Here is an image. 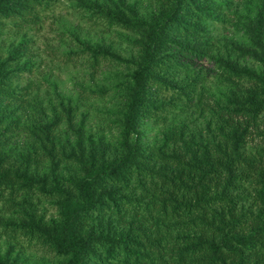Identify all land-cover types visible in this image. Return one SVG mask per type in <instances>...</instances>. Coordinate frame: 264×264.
Segmentation results:
<instances>
[{
	"label": "trees",
	"instance_id": "trees-1",
	"mask_svg": "<svg viewBox=\"0 0 264 264\" xmlns=\"http://www.w3.org/2000/svg\"><path fill=\"white\" fill-rule=\"evenodd\" d=\"M152 1L142 14L136 1L74 0L91 19L123 28L135 48L124 57L74 37L91 65L125 68L112 143L86 127L79 95L55 83L52 103L30 95L19 81L33 64L23 35L0 47V201L12 208L0 210V227L61 258L49 264H264V0L236 14L242 40L222 43L209 23L223 20L225 1ZM43 4L0 0V32L5 19L34 22ZM205 60L214 92L197 67ZM184 107L202 127L165 125ZM148 121L164 127L144 142ZM35 194L52 199L55 217L37 213ZM0 264H25L14 241Z\"/></svg>",
	"mask_w": 264,
	"mask_h": 264
},
{
	"label": "rangeland",
	"instance_id": "rangeland-1",
	"mask_svg": "<svg viewBox=\"0 0 264 264\" xmlns=\"http://www.w3.org/2000/svg\"><path fill=\"white\" fill-rule=\"evenodd\" d=\"M44 4L38 9V16L34 22L18 25L15 20L5 19L0 32V47L6 50L9 45L17 42L23 35L27 39L32 60V70L25 74L19 81L29 87L31 96L36 95L42 105L54 102L55 97L51 83L57 85V91L77 96L79 95L78 110L86 111V127L91 132H103L110 143L118 138L119 127L115 124L114 115L121 98L118 91L119 74L125 72L123 65L113 61L101 60L92 64L89 54L81 49L74 37L88 40L89 43L102 42L128 57L135 53V48L124 40L129 34L120 26L108 27L101 20L91 19L81 8L75 7L74 0H43ZM136 1L138 10L145 14L153 7L152 0H127ZM225 1L220 7L223 18L221 21L209 23V36L214 42L222 43L224 38L241 41V32L237 25L236 14L246 13L252 6L251 0H219ZM124 36V37H123ZM220 52L223 47H219ZM249 65L254 63L246 61ZM197 67L206 73L205 86L214 92L218 81L212 62H202ZM213 71V70H212ZM99 91V92H98ZM103 92V93H101ZM78 115L76 116V120ZM185 120L190 126H203L201 118L192 113L188 108L181 111H169L166 115V124H175ZM164 125L148 121L144 127L143 141L147 142L159 136ZM23 138V134L16 138ZM253 145H248L252 150ZM7 196V190L4 192ZM32 201L37 213L43 217L56 216V210L51 198L35 194ZM1 214L12 215V208L8 202L0 201ZM14 241L16 248L21 249L25 257V264L55 263L61 258H56L48 252H43L32 247L22 236L11 237L9 228L0 227V250L3 251L6 242Z\"/></svg>",
	"mask_w": 264,
	"mask_h": 264
}]
</instances>
